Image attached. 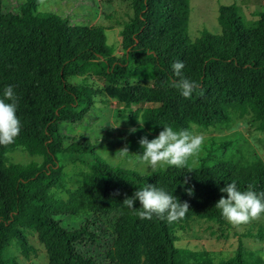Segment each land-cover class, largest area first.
Masks as SVG:
<instances>
[{
  "label": "trees",
  "instance_id": "1",
  "mask_svg": "<svg viewBox=\"0 0 264 264\" xmlns=\"http://www.w3.org/2000/svg\"><path fill=\"white\" fill-rule=\"evenodd\" d=\"M2 1L0 95L6 86L14 88L21 131L12 144L0 145V264H19L5 255L14 241L27 255L28 232L37 234L48 264H100L79 251L106 239L92 230L94 217L112 231L113 248L102 264H187L176 234L193 220L226 223L215 207L226 183L236 181L241 190L264 192L262 161L228 160L141 175L112 166L87 137L75 140L63 133L65 125L82 124L86 114L81 108L91 107L101 96L128 106L157 105L142 116L143 128L148 133L152 129L153 136L162 125L190 131L192 124L229 126L251 115L264 131V12L246 22L235 5L222 6L220 35L204 34L192 42L191 0H131L132 16L124 23L118 56L109 49L103 26H71L39 13V0H26L19 13L2 12ZM177 61L185 65L179 77L172 71ZM91 78L103 87L94 88L88 83ZM183 78L199 85L189 98L175 87ZM212 144L223 149L227 145ZM17 149L41 157L42 166L6 163V156ZM66 156L89 170L77 192L67 191L68 201L53 193L61 184ZM146 184L186 202V215L175 222L155 216L146 220L139 217L138 201L134 209L123 205ZM187 188L194 195L189 196ZM81 204L93 218L79 228L67 229L56 220L77 215ZM245 253L241 245L221 264H250Z\"/></svg>",
  "mask_w": 264,
  "mask_h": 264
},
{
  "label": "rangeland",
  "instance_id": "2",
  "mask_svg": "<svg viewBox=\"0 0 264 264\" xmlns=\"http://www.w3.org/2000/svg\"><path fill=\"white\" fill-rule=\"evenodd\" d=\"M26 0H3L2 12L19 13ZM235 5L238 16L246 22L259 19L258 14L264 12V0H191L190 22L188 36L192 42L204 34L220 35L221 29L218 16L222 6ZM39 13L52 14L62 20H67L71 26L92 27L103 26L106 30L107 45L114 55H122L120 47L121 33L124 23L132 16L131 0H39ZM73 83L76 80H72ZM94 88L101 89L103 83L97 78L88 79ZM158 107L150 103L125 105L108 97H96L91 107L81 108L86 116L80 125H65L63 133L78 140L80 136L90 139L98 145L97 152L112 166L135 171L147 175L156 169L142 172L139 169L138 158L142 152L139 141L147 136L149 140L155 136L141 128L142 116L147 109ZM120 123V126H119ZM119 126V127H118ZM118 127V128H117ZM136 128L129 135V129ZM193 135H201L204 143L199 155L194 161H189V167L196 168L205 163L212 167L221 161L233 160L238 163L264 162V131L257 128L255 116L235 119L229 126L205 128L191 125ZM212 143H225L226 148L213 146ZM127 148L129 153L120 155V150ZM205 161V162H204ZM6 163L19 166L34 165L40 168L43 159L31 156L23 149H17L6 156ZM63 167L61 184L53 193L68 201L67 191L77 192L82 186L84 177L89 174L88 168L75 161L72 156H66L61 163ZM77 215L61 217L58 220L67 229L79 228L87 219L93 218L82 204L78 205ZM97 224L92 230L103 234L105 241L79 251L88 256H95L97 263L102 264L107 252L113 248L112 231L110 227L93 218ZM176 246L186 251L187 264H221L228 261L242 245L245 259L250 264H264V216L250 220L248 223L233 225L226 221L217 224L202 220H193L185 230L176 234ZM29 251L23 253L22 248L14 241L6 250V258L15 259L19 264H48L45 247L40 243L37 234L28 232Z\"/></svg>",
  "mask_w": 264,
  "mask_h": 264
},
{
  "label": "clouds",
  "instance_id": "3",
  "mask_svg": "<svg viewBox=\"0 0 264 264\" xmlns=\"http://www.w3.org/2000/svg\"><path fill=\"white\" fill-rule=\"evenodd\" d=\"M184 68L185 65L181 61L172 65V71L177 77L181 76ZM175 87L182 97L189 98L199 85L196 81L183 78L175 84ZM17 111L15 90L8 85L0 95V145L12 144L20 134L21 121ZM139 123L143 128L144 122ZM162 126V130L153 139L149 140L145 136L139 141L142 152L136 156L142 172L158 168L189 167V161H194L199 155L204 143L203 136L193 135L188 129L175 130L172 126ZM136 131V128L129 129V135ZM148 134L152 135V129H149ZM125 153H129L127 148L120 150L121 156ZM186 183L187 181L181 182V186ZM186 192L189 196L194 195V190L191 188H187ZM220 192L222 195L215 207L220 210L222 218L227 222L241 225L264 215V192L258 193L251 187L241 190L236 181L226 183ZM137 201L140 204L139 217L146 220H151L155 216L161 220L175 222L183 218L189 210L186 202L181 203L173 193L157 185L146 184L136 189L131 197L123 201V205L134 209Z\"/></svg>",
  "mask_w": 264,
  "mask_h": 264
}]
</instances>
